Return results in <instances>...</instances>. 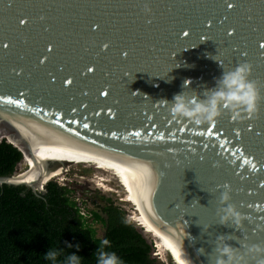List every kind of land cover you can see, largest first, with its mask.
I'll list each match as a JSON object with an SVG mask.
<instances>
[{
  "label": "water",
  "instance_id": "obj_1",
  "mask_svg": "<svg viewBox=\"0 0 264 264\" xmlns=\"http://www.w3.org/2000/svg\"><path fill=\"white\" fill-rule=\"evenodd\" d=\"M238 2L243 6L228 11L222 0H14L15 8L0 0V40L10 42L7 50L0 49V95L24 101L0 102V128L14 134L21 148L0 143L22 155L20 170L0 176V186H24L38 196L45 184L30 182L64 162L90 161L125 183L177 264H187V259L208 264L218 235L236 237L228 241L234 247L239 241L264 243V192H235L237 187L249 193L264 187V181L258 184L264 179V140L245 132L237 143L233 135L250 117L234 121L224 111L215 121L196 125L170 111L176 94L202 95L224 70L248 61L253 66L250 79L261 94L254 122L264 129V65L256 55V40L264 36V0ZM23 14L32 18L27 28L17 25L16 17ZM225 15L227 20L217 23ZM208 19L211 27H205ZM92 21L101 24L100 32L88 30ZM229 27L235 28L231 37L225 35ZM182 30L190 35L183 37ZM103 41L111 44L101 52ZM47 42L55 44L56 54L40 66L39 50ZM245 48L249 55L240 56ZM125 50L126 57L121 55ZM61 64L64 72L56 74H71V86L60 79L49 84L47 71L56 72ZM91 65L94 71L81 76V69ZM14 67L24 72L16 75ZM105 85L110 94L100 96ZM84 90L87 95H81ZM108 107L116 114L110 115ZM134 131L141 136L131 135ZM253 164L261 174L241 182L238 177H249ZM149 171L158 180L150 194ZM225 183L231 186L232 202L247 214L240 228L219 223L220 185ZM248 224L255 227L249 231Z\"/></svg>",
  "mask_w": 264,
  "mask_h": 264
},
{
  "label": "trees",
  "instance_id": "obj_2",
  "mask_svg": "<svg viewBox=\"0 0 264 264\" xmlns=\"http://www.w3.org/2000/svg\"><path fill=\"white\" fill-rule=\"evenodd\" d=\"M21 159L17 149L1 142L0 176L14 175ZM45 184L38 196L24 186H0V264H52L45 258L49 249L58 252L56 264H64L69 254L79 256L80 264H97L100 250L114 252L121 264H163L152 256L153 242L143 228L119 206L108 202L90 211L88 222L67 185ZM94 222L104 228L102 237Z\"/></svg>",
  "mask_w": 264,
  "mask_h": 264
},
{
  "label": "clouds",
  "instance_id": "obj_3",
  "mask_svg": "<svg viewBox=\"0 0 264 264\" xmlns=\"http://www.w3.org/2000/svg\"><path fill=\"white\" fill-rule=\"evenodd\" d=\"M146 12L150 8H145ZM215 60V59H214ZM252 64L243 61L230 70H224L219 78H216L215 86L206 89L202 95L193 91L187 94L185 91L176 94L170 102V111L174 116L194 122L196 125L213 122L224 111L230 112L237 119L254 115L258 110V102L261 99L257 82L250 79ZM190 81H185V86ZM168 102V101H167ZM169 103V102H168ZM151 183L148 187L149 194L155 191L157 178L149 171ZM220 207L217 209L220 224H232L240 228L247 214L240 210L236 203L232 202V189L227 183L219 195ZM242 207V204H241ZM237 239L232 235H218L212 241L214 249L209 254L208 264H264V243H247L239 241L240 246L234 247L228 241ZM107 244V241L103 242ZM200 253L203 248L198 249ZM58 252L51 250L45 254V258L56 264ZM64 264H80L79 256L69 254ZM97 264H121L119 257L114 252L100 250L97 254ZM187 264H193L187 259Z\"/></svg>",
  "mask_w": 264,
  "mask_h": 264
},
{
  "label": "snow or ice",
  "instance_id": "obj_4",
  "mask_svg": "<svg viewBox=\"0 0 264 264\" xmlns=\"http://www.w3.org/2000/svg\"><path fill=\"white\" fill-rule=\"evenodd\" d=\"M222 6L230 11V10H233L234 8L236 7H241L243 6L240 2H238V0H222ZM5 7L6 8H15V7H18L15 3H14V0H7V3L5 4ZM248 20H252L253 17L252 16H248L247 17ZM16 20H17V25L18 27L19 26H24L25 28L29 27L31 22H32V18L27 15V14H23L22 16H17L16 17ZM227 20V16H223L221 17V19L219 21H217V23H220V24H223L224 21ZM212 20L211 19H208L206 20L204 23H205V27H211L212 25ZM88 30L90 32H100L101 31V24L97 21H92L88 24ZM45 31H47V29H45ZM253 31H256L255 28H253ZM235 34V28H232V27H229L226 32H225V35L226 36H233ZM181 35L185 38H187L189 35H190V31H187L185 32V30H182L181 31ZM201 36H206V35H201ZM5 41H7V39H3V40H0V49L2 50H7L9 48V44L10 42L7 41V43H5ZM110 44H111V41H103L100 43V51L103 52V51H106L109 49L110 47ZM56 46L55 44H53L52 42H47L46 44H44L42 47H40V50H39V54H38V62H39V65L40 66H43L45 65V63L47 61H50L54 58L55 54H56ZM256 49H257V52H256V55L258 57V63L259 64H262L264 65V36H261L259 37L257 40H256ZM237 46H233V51H237ZM127 51H122L121 52V55L126 57L127 56ZM239 55L240 56H244V57H247L249 55V52L247 50V48L243 49V50H239ZM40 57H45L44 60H41ZM94 68H95V65H91L90 66H86L85 68L81 69V72H80V75L81 76H84L86 74H89V73H92L94 71ZM11 71L13 73H15L16 75H20L21 73L24 72V69L22 67L20 68H12ZM59 72H64V65H58L57 68H56V72H53L51 70L47 71V77L49 79V84H52L53 82L57 81V79H60L62 81V84L64 86H71L74 82V77L71 75V74H65V76H62V77H58L56 73H59ZM88 92L86 90H84L81 95H87ZM110 94V88L108 85H105L103 90L100 91V96H104L106 97L107 95ZM20 95L22 96L23 93H20ZM130 95H132V93L130 92ZM0 102H5V103H8V104H13V105H21L24 103V101L20 98H16V99H13L11 96H3V95H0ZM73 112L76 111L75 108L72 109ZM108 112L110 115H115L116 114V111L112 108V107H108ZM250 118L247 119L246 123H245V127L243 129L240 128V131L239 132H234L233 135L238 137L239 139L237 140V143H240V141L242 140V136H243V133L245 132H252L256 137H259L261 138L262 140H264V129H262L261 127H259L256 122L254 121H257L258 118L257 117H254L253 115L249 116ZM145 119H148V117L146 116ZM173 122L175 120V118L173 117ZM232 119L235 121V117H232ZM167 122V121H166ZM85 128L88 127L87 124H84L83 125ZM155 126L154 125V122L152 124L149 125V127H153ZM180 131H184V129H178ZM205 130L206 131H210V132H218V129L213 127L212 129H209L207 126H205ZM113 136L116 135L115 132L112 133ZM131 135L133 136H136V137H140L141 136V133L139 131H134L133 133H131ZM160 139H163V135H161L159 137ZM260 163H264V161H261ZM252 168H253V173H250L249 174V177H244L243 175H240L238 178L241 180V182H243L244 180L246 179H249L250 177H252L253 175L257 176L260 173H256L255 169H256V165L253 164L252 165ZM260 170H264V167L260 168ZM261 181H264V179H261L259 180L258 184H260ZM223 185H220V187H223ZM235 192L238 194L240 192H243L245 195L247 196H259V194L261 192H264V187H259V188H256V189H253V191L251 193L248 192V189H245L244 187H237L235 189ZM245 204H247L246 201H244ZM249 209H251L249 207ZM252 218L255 219V215L252 214ZM255 227V224H252V225H249L248 224V230L250 231L252 228Z\"/></svg>",
  "mask_w": 264,
  "mask_h": 264
},
{
  "label": "rangeland",
  "instance_id": "obj_5",
  "mask_svg": "<svg viewBox=\"0 0 264 264\" xmlns=\"http://www.w3.org/2000/svg\"><path fill=\"white\" fill-rule=\"evenodd\" d=\"M21 165L22 159L16 167V173L20 170ZM61 165L63 168L62 174L49 181H56L60 185H67L68 188L72 190L71 197L77 203L78 207L80 208V212L84 214L85 217H87L88 222L90 218V211L96 210L104 204L111 202L125 211V215L128 220L139 226L138 222L133 220L134 213H138L135 208L136 205L127 201L128 194L126 190L120 185L116 177L106 172L99 171L95 164H90L88 162L70 161ZM97 175L100 177L104 176L103 178H108V180L104 182L105 188L97 184L98 182L95 179V176ZM90 224L95 229L96 236L102 237L104 233V228L102 225L95 222ZM143 230L144 233L142 230L141 232L148 239V241L153 242L154 247V239L152 236L146 233L144 228ZM155 248L152 256L158 262L169 264V262L172 261L167 255H165L163 259H161L160 256H157Z\"/></svg>",
  "mask_w": 264,
  "mask_h": 264
},
{
  "label": "bare ground",
  "instance_id": "obj_6",
  "mask_svg": "<svg viewBox=\"0 0 264 264\" xmlns=\"http://www.w3.org/2000/svg\"><path fill=\"white\" fill-rule=\"evenodd\" d=\"M6 134H8V132L2 131V129L0 128V139L5 138L9 143H11L13 145H15V144H17V146L20 145L18 143V142H20L19 139L16 136H14V134H12L13 138H12V136L10 137L9 134H8V136H6ZM20 146H18V147H20ZM70 161L86 162V163L88 162L90 164L91 163L95 164L99 171L106 172V173L116 177V179L119 181L120 185L126 190V192L128 194L127 195V201L136 205V210L138 211V213H134L133 220L135 222H138L139 226L143 227L146 230V233L149 234L150 236H152V238L154 239V248L156 247L155 248L156 249V255L160 256L161 259H163L165 255H167V256H169V258L172 260V262L174 264L178 263L175 257H174V259L171 258V254L173 255V253L171 252L170 248L166 244V242L163 239L160 232L157 230V228L151 222V220L149 219V217L147 216V214L145 213L143 208L140 206V204L138 203V201L136 200L134 195L131 193V191L128 189V187L125 185V183L114 172H112L108 168L104 167L103 165L93 163L90 161H83V160H70ZM70 161H67V162H70ZM62 171H63V168H62V165H60L57 168H55L54 170H52L51 172H49L47 175H45L43 178H41L35 182H30V183H33V185L37 184V186H40V185L42 186L48 180L53 179L54 177L61 175ZM103 177L104 176H102V177H100L98 175L95 176V179L98 182L97 184L101 187L102 186L104 187V182H106L108 180V178H103ZM99 182H101V183H99ZM106 190H107V188H106Z\"/></svg>",
  "mask_w": 264,
  "mask_h": 264
}]
</instances>
